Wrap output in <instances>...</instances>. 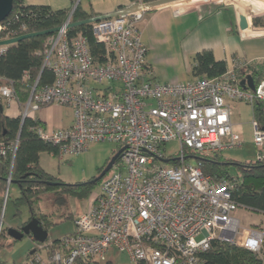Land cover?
Listing matches in <instances>:
<instances>
[{"label":"built area","instance_id":"built-area-1","mask_svg":"<svg viewBox=\"0 0 264 264\" xmlns=\"http://www.w3.org/2000/svg\"><path fill=\"white\" fill-rule=\"evenodd\" d=\"M75 8L46 44L43 69L53 73L52 85L38 89L36 82L27 102L19 103L9 83L0 87V102H16L23 120L45 106L71 108L72 127L36 129L58 148L61 161L98 143L115 144L123 152L88 210L76 218L75 232L58 243L38 244L28 264L93 263L112 248L127 253L134 264H203L201 255L214 241L260 253L264 224L244 228L237 214L246 209L233 200V182L205 175L194 155L244 148L231 120L232 104L253 108L264 102V79L254 91L243 89L238 70L250 63L234 59L233 68L218 78L156 82L140 28L146 12L93 24L107 52V60L99 63L83 35L69 36ZM13 38L7 34L0 41ZM7 48L0 47V56ZM252 129L255 161L262 163L264 129L255 118ZM173 142L179 149L168 155ZM5 153L1 147L0 154ZM2 226L3 217L0 233Z\"/></svg>","mask_w":264,"mask_h":264},{"label":"trees","instance_id":"trees-1","mask_svg":"<svg viewBox=\"0 0 264 264\" xmlns=\"http://www.w3.org/2000/svg\"><path fill=\"white\" fill-rule=\"evenodd\" d=\"M130 1L138 4L141 1L150 3L157 0ZM71 13V10L54 11L47 6H27L23 0H15L12 13L2 23L4 29L0 32V40L7 34L20 37L62 27ZM93 17L97 15L93 12L86 13L77 7L72 14V23ZM252 24L255 28L264 29V16L252 18ZM78 34L88 40L91 53L97 62L103 63L107 60L106 48L95 38L93 25L69 30L70 37ZM49 37H37L9 46L0 56V87L13 83L19 103L27 102L36 82L38 89H41L52 85L54 81L53 73L43 69L44 53ZM227 72L228 63L217 61L211 51H202L193 58L192 76L196 80L218 78ZM238 75L241 80L252 76L258 84L264 79V62L250 64L245 69L238 70ZM0 105L3 107V111L0 109V149L6 148V153L0 154V198L5 200L7 194L6 202H8L10 186L14 184L19 187L20 195L15 199L14 204L17 209L26 206L30 212L29 219L23 226L36 218L40 226L49 232L50 228L63 222H75L79 215L76 216L71 211L70 201L73 199L85 201L96 188L101 186L106 177L96 183L93 181L97 177L86 183L67 184L58 177L48 174L41 166V155L47 153L57 157L58 148L44 142L37 134L36 129L44 127V124L32 117L24 120L21 116L9 117L6 115L7 106L2 102ZM253 113L254 118L264 129V102L255 103ZM16 142L18 146L14 151L11 147ZM194 157L201 164L205 175L213 177L216 181L233 182L232 197L238 205L250 212L264 215V162L237 163L225 160L222 154H197ZM233 167L235 173L232 172ZM45 202L48 211L39 209L37 212L36 207ZM1 236L2 233L0 240ZM58 241L54 242L58 243ZM201 260L203 264H264V245L260 253H253L242 247L214 241L211 248L201 255ZM0 264L5 263L0 262ZM25 264H28V261ZM79 264L91 263L82 261Z\"/></svg>","mask_w":264,"mask_h":264},{"label":"crops","instance_id":"crops-1","mask_svg":"<svg viewBox=\"0 0 264 264\" xmlns=\"http://www.w3.org/2000/svg\"><path fill=\"white\" fill-rule=\"evenodd\" d=\"M193 1H211L212 5L209 9H195L180 14L178 11L181 10L177 11L174 7L181 4L167 6L146 12L144 21L140 24L143 42L147 47H149L147 45L148 39H145V34L149 28H152V31L156 33V42L159 41L161 46L166 47L164 67L189 76L188 80L181 82L196 80L192 76V61L195 55L202 51H211L217 61L227 62L229 69L233 68L232 62L235 58L250 64L264 62V29L253 27L252 22L245 30H241L239 26L240 18L248 19L249 15L264 14V0ZM23 2L27 6H47L54 11H73L75 7H79L84 12H93L97 16L112 14L134 5L130 0H23ZM189 2L191 1L188 0L185 4ZM227 5H233L235 9ZM169 47L170 49H168ZM148 54L147 63L154 73V80L161 84L176 83L160 80L161 76L157 72L154 62L149 61ZM157 64L160 65V63ZM232 107V123L246 144L251 140V134L253 135V109L249 113L248 105L241 103H234ZM57 108L60 107H42L33 118L41 121L46 129L61 130L72 127L74 122L73 111H70L69 123L66 124L61 123L55 117L54 110ZM236 110H239L240 116L238 117L243 119V122L241 120L236 121ZM21 111L19 105L14 102L7 106L6 115L12 118L19 117ZM44 155L45 153L40 158L43 169ZM49 156L52 155L49 154ZM260 215L262 219L258 224H254V227H258L264 220V215Z\"/></svg>","mask_w":264,"mask_h":264},{"label":"rangeland","instance_id":"rangeland-1","mask_svg":"<svg viewBox=\"0 0 264 264\" xmlns=\"http://www.w3.org/2000/svg\"><path fill=\"white\" fill-rule=\"evenodd\" d=\"M180 3V6L174 7L175 10H181L182 13L195 9H209L212 5L211 1H193L189 0ZM188 2V1H187ZM177 5V4H176ZM235 9L233 5H227ZM264 16L261 15H249L248 23L252 22V18ZM146 31V30H145ZM156 33L152 31V28L147 29L145 39H148L147 47L149 49L148 59L150 62H154L157 72L161 76L160 80H166L170 82L182 83L181 81L188 80L189 76L179 71H172L166 69L164 66L166 47L161 46V42H156ZM170 49V47L168 48ZM157 63H160L158 65ZM157 64V65H156ZM158 80V79H157ZM188 82V81H187ZM4 104V103H3ZM60 108L55 109V117L61 123H69L71 108L66 106H59ZM249 113L252 111V107L248 106ZM7 112V107H6ZM237 116L236 121L243 122V119L239 118V110L235 111ZM37 113H34L31 117H35ZM179 149L177 142L170 143L167 146L168 155H176ZM119 147L111 143H101L91 145L85 152L79 155L67 158L61 161L57 157L49 156L45 153L43 156L42 165L44 169L55 177H58L67 184L86 183L95 177H98L107 167L108 163L118 152ZM225 160H231L237 163H246L255 161L257 157V149L253 143V135L251 134V140L244 145L243 149L229 150L222 154ZM196 161L194 160L193 163ZM113 169L109 175L113 174ZM232 172L235 173V168H232ZM99 193V188H96L94 193L85 201L81 202L78 200H71L70 206L71 211L74 215H80L85 212L88 208L89 203ZM20 195V190L17 185L12 184L10 186V199L8 202L0 198V227L3 217L2 226V239L0 240V262L5 264H25L34 257V253L38 248V244L35 243L31 238L25 237L22 241H14L7 233L6 230L10 228L18 229L29 219L30 212L26 206L16 208L14 201ZM41 209L44 212L48 211L47 203H42L36 207V210ZM237 217L241 220V224L244 228L254 227V224H258L262 219L260 214L250 212L248 210H242L237 214ZM264 224V220L258 227L260 228ZM75 232V223L73 221H66L58 226H54L49 230V241L54 242L67 235ZM91 264H134L127 253H122L119 250L112 248L106 255L104 260H99Z\"/></svg>","mask_w":264,"mask_h":264},{"label":"water","instance_id":"water-1","mask_svg":"<svg viewBox=\"0 0 264 264\" xmlns=\"http://www.w3.org/2000/svg\"><path fill=\"white\" fill-rule=\"evenodd\" d=\"M15 0H0V25L10 16L13 11ZM188 0H157L150 3L144 4H134L131 7L116 11L112 14L101 15L97 17H93L84 21H79L76 23H70L67 25L68 29L78 28L86 25H93L95 23L110 20L112 18H117L120 16H127L130 14H136L140 12H150L160 8H164L167 6H174L176 4H180L183 2H187ZM240 29L245 30L249 27V23L247 19L240 18L239 23ZM61 27L54 28L51 30L30 33L27 35H23L17 38L0 41V47H9L21 43L25 40L42 37V36H51L57 32H59ZM241 87L243 89H250L252 91L255 90V81L252 76H247L245 79L241 81ZM1 111H3L2 105H0ZM123 152L121 150L117 155H115L105 170L93 181V183L102 181L114 168V165L119 157V155ZM8 235L15 241H22L26 236L31 237V239L37 244H45L49 239V232L45 230L42 226H40L39 221L36 218H33L28 224L15 229L10 228L7 230ZM35 251H32L34 253Z\"/></svg>","mask_w":264,"mask_h":264},{"label":"flooded vegetation","instance_id":"flooded-vegetation-1","mask_svg":"<svg viewBox=\"0 0 264 264\" xmlns=\"http://www.w3.org/2000/svg\"><path fill=\"white\" fill-rule=\"evenodd\" d=\"M108 175H109V174H108ZM108 175H107V176H108ZM107 176H106V177H107Z\"/></svg>","mask_w":264,"mask_h":264}]
</instances>
